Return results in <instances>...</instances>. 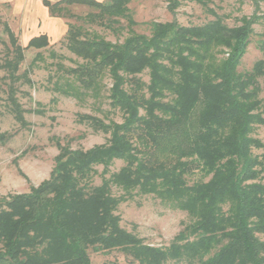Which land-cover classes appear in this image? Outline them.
Listing matches in <instances>:
<instances>
[{
    "label": "trees",
    "instance_id": "16d2710c",
    "mask_svg": "<svg viewBox=\"0 0 264 264\" xmlns=\"http://www.w3.org/2000/svg\"><path fill=\"white\" fill-rule=\"evenodd\" d=\"M182 1L195 2L214 19L191 26L149 21L144 34L135 31L132 0H43L52 17L74 18L71 6L92 10L76 18L83 24H67L74 66L49 51L50 90L96 106L106 99V112L121 114L122 121L77 114L79 124L106 135V142L82 150L56 140L49 177L27 193L0 197V264H91L89 251L111 250L130 264H264V143L252 136L264 126V36L257 45L261 58L239 70L253 25L264 14L255 3L251 16L228 27L211 0ZM180 4L168 0L167 8L174 14ZM85 26L127 35L111 42ZM3 32L4 104L26 128L25 113L44 109L26 111L19 85L32 86L29 72L45 60L37 52L19 74L24 51L45 49L49 41L40 35L22 47L6 23ZM5 139L0 134V143ZM117 160L123 166L111 173ZM98 166L101 182L94 185ZM112 187L121 193L114 196ZM135 196H152L189 222L167 246L146 244L115 214Z\"/></svg>",
    "mask_w": 264,
    "mask_h": 264
},
{
    "label": "rangeland",
    "instance_id": "374dc122",
    "mask_svg": "<svg viewBox=\"0 0 264 264\" xmlns=\"http://www.w3.org/2000/svg\"><path fill=\"white\" fill-rule=\"evenodd\" d=\"M255 3L259 7L258 14H264V0H211L209 7L219 15L228 27L239 25L242 16H251L255 12ZM129 9L138 23L135 31L148 34L144 23L149 21L169 22L176 20L182 26L203 25L213 16L206 12L195 2L182 1L174 14L168 10V0H132ZM69 11L74 18H62V30H67L68 23L83 24L77 17H84L92 10L82 6H71ZM36 15H40L35 7ZM6 23L18 38L22 47H26V35L19 28L16 19L11 15L10 6L0 4V64L5 53L8 39L3 32V24ZM123 24V23H122ZM89 28L90 26H85ZM103 36L106 40L115 42L122 41L127 35L115 36L112 32L100 27H90ZM23 29V30H22ZM63 32V31H62ZM65 32L55 41L49 40V46L42 50L27 49L24 51V61L21 64L19 74L29 69V65L37 52H42L44 62H38L29 72L32 86L19 85L18 99L26 111L44 109V114L27 112L24 117L29 126L22 128L13 119L5 108L4 79L5 72L0 69V134L5 136V142L0 143V197L14 194L27 193L31 186H37L49 177L54 165V158L58 154L55 145L56 140L60 143H68L72 149L87 150L95 145L104 144L107 136L102 133L93 132L87 125L77 122V114H91L97 117L108 116L116 122H121V114H108V101L103 99L102 105L96 106L91 99L78 102L72 98L53 93L50 90L48 76H53L54 67L48 66L52 61L48 54L54 51L57 55L64 56L62 61L66 67L74 66L76 60L66 48ZM264 36V17L253 25V33L250 37V45L244 55L239 70L247 71L252 64L261 58L257 48L258 40ZM145 82L148 81L147 73L142 75ZM107 88L110 80L106 79ZM106 94V92L104 93ZM261 98L264 104V83H262ZM55 97L56 102H50ZM40 104L41 106H37ZM102 112H106L105 114ZM252 136L264 143V126H256ZM123 166L122 161H114L110 172H116ZM97 174L93 178V184L101 182L102 167H96ZM199 176H195L198 179ZM120 190L112 187V194L118 196ZM115 214L119 215L120 226L128 232L142 238L144 243L152 246H167L171 239L182 230L189 222L184 212L173 210L152 196H135L133 199L121 203ZM91 264H102L104 262H116L118 264H130V258L119 250L107 252L89 251ZM167 264H175L168 262Z\"/></svg>",
    "mask_w": 264,
    "mask_h": 264
},
{
    "label": "crops",
    "instance_id": "0c3cea01",
    "mask_svg": "<svg viewBox=\"0 0 264 264\" xmlns=\"http://www.w3.org/2000/svg\"><path fill=\"white\" fill-rule=\"evenodd\" d=\"M47 1L53 3L58 0ZM0 4L10 6L11 15L16 19L19 28L24 29L22 32L26 35L27 43L30 39L40 35H45L48 41H55L63 32L67 31L62 30V18L52 17L48 8L43 4V0H0ZM35 7L39 10L40 15L35 14Z\"/></svg>",
    "mask_w": 264,
    "mask_h": 264
}]
</instances>
